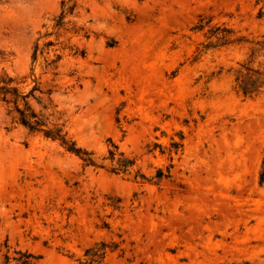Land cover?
<instances>
[{
	"label": "rangeland",
	"instance_id": "obj_1",
	"mask_svg": "<svg viewBox=\"0 0 264 264\" xmlns=\"http://www.w3.org/2000/svg\"><path fill=\"white\" fill-rule=\"evenodd\" d=\"M255 73L264 0H0V75L103 166L0 101V264L99 242L105 264H264V87L237 91Z\"/></svg>",
	"mask_w": 264,
	"mask_h": 264
},
{
	"label": "trees",
	"instance_id": "obj_2",
	"mask_svg": "<svg viewBox=\"0 0 264 264\" xmlns=\"http://www.w3.org/2000/svg\"><path fill=\"white\" fill-rule=\"evenodd\" d=\"M67 3H63V11L60 13L58 23L71 11V7ZM52 63H54L52 61ZM17 82L15 79L7 76L6 74L0 75V101L5 105H11L12 111L15 113L14 121L16 124L25 128L29 133L41 134L45 139L53 142H57L65 152L77 157L84 166L103 168L102 165H97L91 155L87 151L69 140L66 133L62 130L61 126L51 125L49 126L46 120L39 114L35 113L28 105L26 99L32 96V93L37 90L32 88L28 93H22L17 87ZM264 87V75L255 73L246 80L243 79L237 84V91L244 97H251L257 95L260 90ZM112 150H108V160L113 164L109 171L114 174L125 173L133 165V161L125 160L122 158L121 154H118L116 160V150L117 148L110 143ZM173 147L177 149L179 145L173 144ZM162 172L158 170L155 177L160 179L162 177ZM264 178L263 174L260 176V181ZM107 246L103 242L94 244L93 246L87 248L84 251L83 257L84 261L79 262V264H105V257L107 252ZM115 247H110V250H114ZM18 257L14 260L19 264H28L31 259L35 257L28 253H17ZM8 260V258L6 257Z\"/></svg>",
	"mask_w": 264,
	"mask_h": 264
}]
</instances>
